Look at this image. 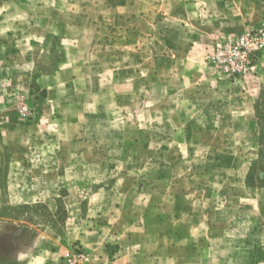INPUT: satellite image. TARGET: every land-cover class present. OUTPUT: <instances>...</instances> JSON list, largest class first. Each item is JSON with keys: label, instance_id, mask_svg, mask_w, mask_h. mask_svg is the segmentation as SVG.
<instances>
[{"label": "rangeland", "instance_id": "rangeland-1", "mask_svg": "<svg viewBox=\"0 0 264 264\" xmlns=\"http://www.w3.org/2000/svg\"><path fill=\"white\" fill-rule=\"evenodd\" d=\"M1 1L4 264L77 247L92 264H264V184L249 177L264 53L237 80L207 60L264 23V0H211L208 19L170 0ZM182 22L206 66L187 88L171 71Z\"/></svg>", "mask_w": 264, "mask_h": 264}, {"label": "built area", "instance_id": "built-area-1", "mask_svg": "<svg viewBox=\"0 0 264 264\" xmlns=\"http://www.w3.org/2000/svg\"><path fill=\"white\" fill-rule=\"evenodd\" d=\"M264 53V23L256 30L229 34L210 47L207 60L223 77L230 80L246 78ZM63 264H92L90 253L79 247L63 254Z\"/></svg>", "mask_w": 264, "mask_h": 264}, {"label": "crops", "instance_id": "crops-1", "mask_svg": "<svg viewBox=\"0 0 264 264\" xmlns=\"http://www.w3.org/2000/svg\"><path fill=\"white\" fill-rule=\"evenodd\" d=\"M171 3V7H175L176 8V5L178 8H185L186 6L192 8V9H196V11H192L191 14L192 16H196V18L200 19L202 17H206L207 19L209 18V16H211L210 12L209 11H205V8L204 6H208L210 3H211V0H179V1H176V0H170L169 1ZM0 7L2 8V19H0V23H4V2L1 1L0 3ZM182 17L185 18L186 15H190V14H187V13H183V12H179ZM170 15L173 14L172 13H169ZM207 14V15H205ZM185 22V21H183ZM181 24V33H182V39L180 38V40L178 41V45H184V47L186 46V49L184 52H182L183 54L180 56V58H178V60H176V67L174 65V62L171 61L169 62V59L168 57H170L169 55H166L164 54V57L167 59V63H168V68L171 70V68L175 67L173 70H171L173 73H175L176 71H179V74H180V82L182 83V85H186V88L189 84H191L192 81H194L195 79L192 78V76L189 74L188 69H194L196 72H202V71H206V66H205V62H203L202 59H193V57L191 56L193 54V52L196 51V46L193 45V42L196 43V41L194 40V37L193 35L190 36L189 33L186 31L187 30V27L183 24ZM157 39H154V38H150L152 41H151V44H154V41L157 40V41H160L161 43H164L165 46L167 47V51L168 52H172L174 49H170L171 46L170 44L168 45V40L166 39V37H164L163 35L160 34V36H156ZM192 39L191 43H187L188 39ZM180 42V44H179ZM172 57V56H171ZM176 58V56H175ZM201 75V74H200ZM200 77H205V74L201 75ZM202 79V78H201ZM194 84H199V81H197V83H194ZM198 86V85H197ZM42 261V258H37V259H34V260H28L26 264H38V262H41ZM40 264H45V262L43 263H40ZM111 264H116L115 262L114 263H111Z\"/></svg>", "mask_w": 264, "mask_h": 264}, {"label": "trees", "instance_id": "trees-1", "mask_svg": "<svg viewBox=\"0 0 264 264\" xmlns=\"http://www.w3.org/2000/svg\"><path fill=\"white\" fill-rule=\"evenodd\" d=\"M249 177L264 184V147L260 149L258 159L253 163ZM4 249L0 248V264H4ZM8 259V258H7Z\"/></svg>", "mask_w": 264, "mask_h": 264}]
</instances>
